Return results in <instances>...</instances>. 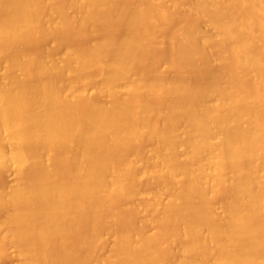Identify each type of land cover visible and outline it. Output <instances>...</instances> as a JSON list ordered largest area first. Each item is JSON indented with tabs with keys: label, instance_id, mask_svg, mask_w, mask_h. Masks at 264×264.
<instances>
[{
	"label": "bare ground",
	"instance_id": "1",
	"mask_svg": "<svg viewBox=\"0 0 264 264\" xmlns=\"http://www.w3.org/2000/svg\"><path fill=\"white\" fill-rule=\"evenodd\" d=\"M61 1L87 14L70 16L53 1L44 18L41 0H0V144L10 148L0 149V173L16 176L0 192V263L10 258V244L13 264H93L113 215L109 204L145 195L140 180L148 174L154 193L140 206L142 213L162 208L154 221L158 234L134 240L135 227L129 225L116 234L113 257L105 264H264V116L252 109L264 108V49L257 54L239 45L233 52L236 65L254 78L255 100L232 96L208 70L215 61L209 44L235 43L238 27L252 40L263 38L264 0L235 1L253 8L255 17L246 22L228 15L224 0H192L181 15L199 17L215 35L187 25L173 43L170 61L181 71L206 70V78L144 76L125 87L121 84L138 69L143 48L138 31L147 24L146 14L127 8L124 0ZM68 26L87 42L68 48ZM35 33L67 49L64 59L55 62L42 53L25 58L18 44ZM142 137L159 144L155 170L130 159L147 160ZM75 231L79 248H65ZM53 242L57 248L50 251Z\"/></svg>",
	"mask_w": 264,
	"mask_h": 264
},
{
	"label": "rangeland",
	"instance_id": "2",
	"mask_svg": "<svg viewBox=\"0 0 264 264\" xmlns=\"http://www.w3.org/2000/svg\"><path fill=\"white\" fill-rule=\"evenodd\" d=\"M53 1L57 2V6L60 9L63 8V10H65L66 13L70 16H82V15L87 14L86 11H82L80 9L78 10V8H72L71 7L72 8L71 9L69 7H65L64 2L61 0H57V1L56 0H41V2L43 4V9L41 11L42 17L45 18L48 15L47 14L48 13V6ZM115 1H119L123 4L125 2L124 5L127 8H130V9L138 8L143 13V15L144 14L147 15V17H146V15H144L146 18L147 24L142 27L143 29L141 28L138 31V36L141 40V43H142V40L144 43V45L142 43L143 48L140 50V59H139V62L137 64L138 69L135 73L132 74L133 76L131 75L130 78H133V79L132 80L129 79V81L127 80L126 82H123L124 84L126 83V85L121 84V86H124V87L128 86V84H130L131 81L132 82L138 81V80L142 79L144 76H149V77L151 76L155 79H158V77H159L158 80H164V81H169V80H171V78H172V80L179 79V78H181V79L185 78V79L190 80V81L197 79L194 82H199V79H200V81H203L206 78V73H205L206 70L203 71V70L198 69V68H196V69L193 68L191 71L189 69H186L185 71L183 70L184 71L183 72V71H181L182 69L175 67L173 65L172 61H170L171 60L170 57H172L171 55H172L173 43L177 39L179 33L187 25L193 24V23H194V25L197 24V26L199 27V30L200 31L202 30L201 31L202 35L206 31H207L206 33H211V34L215 35V32L208 25V23L205 22L204 20L200 19L199 17H197L193 14H191V15L188 14L186 16L181 15L180 12H183L184 10H188L192 6V0H187V1L186 0H138V1L137 0H134V1L133 0H124V2H123V0H115ZM235 1L236 0H224L221 2L222 3L221 5L223 8L225 7L224 9H226V13L227 14L232 13V17H234L235 19L244 20L245 22L250 20L254 16V14L252 12L253 8H250V10H247L248 8L243 9L242 8L243 6H241V5H240V7H241L240 8L239 7V1H238V6L236 5L237 1H236V3H235ZM173 2H175V3H173ZM227 4H228V6H227ZM164 6H165V8H164ZM71 10H72V12H71ZM254 13H255V11H254ZM236 16H238V17H236ZM147 18H148V21H147ZM54 21H56V22L59 21V16H55ZM238 29H237V31H239V32L234 31L237 34L236 35L237 37H238V34H240L238 38L236 37L237 40L236 41L234 40L235 43H237L236 45L233 42V40L229 41V43L227 42V44H229V45L218 43L219 42L218 40H217L218 42L212 43L213 46L211 44H209V51L212 53L213 52L212 50H214V52L211 54V57H212V60H215V61H213V63L210 64L211 69H208V70H211L212 73L215 72L220 87L223 89L226 87L225 89L232 96L233 95L237 96V97L245 96L250 100H255L254 96L256 97L257 93L253 90V88L255 89V86H256V85L254 86V84H253L254 78L252 77L251 74L249 75L248 72H246V70H244L240 66L238 67L236 65L237 61H236V58L234 57L235 56L234 53H235V51H237L238 47L241 48V46H243V47H246V49L248 47H249V49H251L250 47H252L253 50L256 51V53L260 52V54H261V52H263V49H264L263 48L264 47V34L262 33L263 38L260 39V41H258V39H257V41H258L257 42L256 39H253L254 41H256V42H253L252 38H250L249 36L241 35L242 31H241L240 27H238ZM64 37H65V40L67 42V46H68V48L70 47V49L74 48L75 46H78V45H83L87 42V40H85V38L83 36L82 37L75 36L72 26H68ZM259 37H260V35H259ZM261 37H262V35H261ZM250 39L252 41H250ZM238 40H240V41H238ZM247 42H248V44H247ZM252 43H254L253 44L254 46H251ZM53 44H54V46H53ZM239 45H241V46H239ZM57 47H58L57 42L54 39H48L45 41H40L38 33L33 34V36L23 40L22 42H20L18 44V49L21 52H23L25 58H30L31 56L33 57V56H36L37 54L42 53L46 58H48V56H49L48 59H50L52 61L56 60L55 62H61L62 61L61 59H64V57L67 54V51H66L67 49H65V48L59 49ZM254 47H255V49H254ZM25 53H26V55H25ZM257 54H259V53H257ZM213 55H214V57H213ZM235 61H236V63H235ZM242 69L244 71H242ZM2 72L3 71L0 70V80L3 78ZM185 72H187V73H185ZM18 73H17L18 76H22L21 72H18ZM181 74H182V76H181ZM247 74L249 76H251V78ZM186 75H188V77H186ZM183 76H184V78H183ZM69 78L71 79V78H73V76H70ZM251 79H253V81ZM89 94L91 96H93V95L96 96L97 92L95 91V88L89 90ZM66 95H71V94L67 91ZM105 99H106L105 103L111 102V99H108L106 97H105ZM102 100H104V98H102ZM108 100H110V101L107 102ZM151 100H153L155 105L157 104L156 106H160L159 105L160 104L159 98L151 97ZM256 107L257 106H255V108L254 107L253 108L251 107V108L256 109L257 112L259 110L262 111L261 116H264V108L260 107V109H258V107L257 108ZM178 132H177L178 135H180V136L183 135V129L182 128H180L178 130ZM140 146L143 150L144 156L147 157V160H146V158H145V160H142V158L139 159L136 156H134V157L131 156L130 159L134 162H137V165H139V166L142 165L141 167H139L141 169L143 168V169H147V170H155V168H157L158 164H159L158 160L155 159V152L159 149V144L155 141H153V142L149 141L148 138H146V137H142ZM180 148H181V150H180ZM0 149L3 151H9L10 150V148L6 147L3 143L0 144ZM181 151H183L185 153V148H183L182 146H180L178 148V155L180 156L179 159L182 161L185 158V156H184L185 154ZM179 153H181V154H179ZM182 154H184V155H182ZM150 156H151V158H150ZM134 158H136V159H134ZM47 159L48 158L45 155L44 160L48 162ZM60 163L61 162L59 161L58 165ZM48 164L50 165V162ZM229 173L230 174L232 173L231 175H235L237 173V169H235V170L232 169L229 171ZM141 178L142 179L140 180V182H141L140 185L141 184L143 185L141 187V190L143 192L142 188L145 187L144 188V194L145 195H143L142 197L136 198L135 199L136 201L134 200L135 202L133 201L132 203H129V204L126 202H123L121 200H115L112 204L111 203L109 204L112 207L107 206L108 208L113 209V215L107 221L106 225L103 227V230L101 232V238L99 240L100 243H98V248H96V250H95L96 252L94 253L95 254V260H94L93 264H95V261L98 264H105L108 259L113 257V246H114L115 241H116V236L119 233L123 232L124 229H126L129 225L130 226L132 225L133 227H135L134 232H133V239L134 240H136V239L138 240V237L140 235H145V236L150 237V238H152V237L154 238L155 236H157L158 231H159V227L154 221H155V218L160 215L159 213L162 211V208L159 207L160 211L157 210L158 212H156V213H150V212H143L142 213V211H141L142 208L140 206L142 204V199L144 197H151L154 193V188L151 186L152 180L148 174L145 176L143 175ZM148 179H150V180L148 181ZM15 181H16V176H15L14 172H11L9 174L0 173V192H3L4 190H8V188L11 187L14 184L13 182H15ZM150 186H151V188H150ZM148 190H150V192ZM166 200H167V196H163L162 202H165ZM139 202H141V203H139ZM211 206L215 209V211L217 213L221 212L217 200L211 201ZM128 207L130 209H128ZM137 208L140 210H138ZM75 233H76V231L70 235V238L72 236H75V237H72L71 239H69L67 244L66 243L64 244V247L68 246L67 248H71V249H73L74 247H75L74 249L79 248L80 240H81L80 239L81 238L80 233L78 234V232H77L76 233L77 235ZM68 243H70L71 245ZM49 245L50 246H48V249L50 251H52L53 248H54V250H56L57 245L55 244V242L50 243ZM51 246L53 248H51ZM69 246H73V247H69ZM6 247H7V251L9 253L13 254L15 249L12 248V246L10 244H6ZM173 248H174L175 252H177L179 250V247L177 245L173 246ZM152 250L155 253H157L159 251V246L157 243H154L152 245ZM12 254L10 255L11 259H13ZM103 257H104V259H103ZM6 259H4V261H6V262L2 261L0 264H13L12 262H14L16 260L15 259V260L11 261V259H10V261H11L10 262V261H7L9 259H7V260Z\"/></svg>",
	"mask_w": 264,
	"mask_h": 264
}]
</instances>
